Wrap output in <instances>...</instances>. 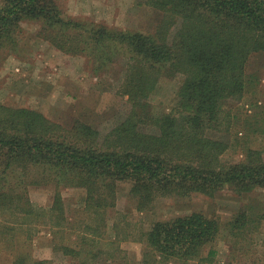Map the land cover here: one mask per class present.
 Here are the masks:
<instances>
[{"label":"trees","instance_id":"16d2710c","mask_svg":"<svg viewBox=\"0 0 264 264\" xmlns=\"http://www.w3.org/2000/svg\"><path fill=\"white\" fill-rule=\"evenodd\" d=\"M60 2L0 0V48L15 47L23 22L29 21L38 23L41 36L57 49L84 56L94 72L125 58L119 92L132 107L123 122L102 135L82 119L65 125L38 108L0 101V226L12 232L24 228L26 235L23 249L8 255L10 264H54L32 254L26 242L33 234L25 226L47 217L61 226L63 188L84 189L86 205L98 215L116 204L118 185L125 181L140 210L163 197L264 189V150L247 144L243 159L227 161L223 155L230 143L216 136L232 111L228 103L241 102L253 82L247 64L254 52L264 50V0H147L162 12L152 31L68 16ZM180 74L170 110L156 112L151 100L160 80ZM53 183V204L35 205L30 187ZM250 209L236 212L227 224L201 211L159 220L147 231L149 248L136 264L212 261L220 236L237 240L258 232L264 213ZM12 232L4 230L0 244L6 239L17 247ZM77 236L73 245H55V250L74 264H95L102 250L95 253L83 243L101 242V233ZM232 246V255L239 257ZM261 257L253 264H264Z\"/></svg>","mask_w":264,"mask_h":264},{"label":"rangeland","instance_id":"374dc122","mask_svg":"<svg viewBox=\"0 0 264 264\" xmlns=\"http://www.w3.org/2000/svg\"><path fill=\"white\" fill-rule=\"evenodd\" d=\"M60 3L68 16L85 17L118 28L152 31L162 16V12L148 5L147 0H61ZM39 30L38 23L25 21L17 45L0 48V101L38 108L65 125H71L79 118L91 123L102 135L123 122L132 107L128 96L119 92L125 77V58L110 63L103 71L94 72L84 56L62 52L45 40ZM247 70L253 82L241 102L228 103L227 107L232 110L229 118L225 117L227 120L224 119L216 130V136L230 143L223 155L227 161L243 159L247 144L264 150V50L250 56ZM182 81L181 74L160 80L151 100L156 112L170 110ZM56 188L54 183L32 185L31 199L35 205L48 208L54 202ZM129 189V182H121L116 204L101 215L95 213L96 208L86 205L84 189H61L65 199L62 225L53 226L48 217L42 221H49V224L30 222L29 227H25L33 236L26 245L37 258L53 260L54 264H74L54 246L73 245L78 233L100 232L101 242L90 239L83 243L95 253L102 250L93 260L95 264H110L109 259L114 264H136L149 248L147 231L159 220L201 211L227 224L236 212L245 208L264 213L263 188L243 194L227 188L211 196L193 193L184 197H163L145 210L138 208ZM258 229V232L246 233L237 240L220 236L216 241L215 259L201 264H253L259 254L263 258L264 221ZM4 230L9 234L12 232V229L9 231L0 226V234ZM23 231L24 228L12 232L17 235L14 241L17 247L8 244L6 239L1 241L0 264H10L12 259L8 255L23 249L21 241L26 236ZM232 242L239 249L237 258L232 255ZM160 264L180 263L168 261ZM188 264L200 263L192 260Z\"/></svg>","mask_w":264,"mask_h":264}]
</instances>
